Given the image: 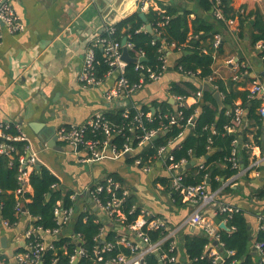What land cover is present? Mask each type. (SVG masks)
I'll return each instance as SVG.
<instances>
[{
    "label": "built area",
    "instance_id": "built-area-1",
    "mask_svg": "<svg viewBox=\"0 0 264 264\" xmlns=\"http://www.w3.org/2000/svg\"><path fill=\"white\" fill-rule=\"evenodd\" d=\"M149 0H142L138 9L146 13L150 6ZM219 0H215L212 7L211 16L217 21L225 23L226 27L232 28L233 33H237L238 28L233 27L235 19H226L219 7ZM160 13L164 11L155 10ZM169 17L162 16V20L158 21L155 28H152L155 39H159L161 29L168 23ZM109 25L106 29V36L96 37L85 49L80 69L78 82L82 88L94 89L99 88L108 81H112L109 88L104 92V99L109 104L117 103L119 100L129 101L132 96L139 92L146 83L157 82L163 76L167 69V57L173 49V45H168L165 39L161 40L159 46L161 66L159 71H153L146 64L139 62L144 58V54L140 53L134 59V70L141 74L138 82L130 84L125 76L126 66L122 61L123 45L121 42L112 38L114 27ZM145 25L142 29L144 30ZM25 25L20 21L14 8L5 0H0V39L3 33L16 35L23 32ZM145 31V30H144ZM126 40V39H125ZM154 41L152 43H154ZM222 45V36L219 33L213 35L212 47L213 60L216 52ZM100 47L107 58L109 70L102 78L96 75V57L95 48ZM132 48V44L127 42L125 49ZM262 42L256 43L254 53L261 63L258 71L250 68L245 62L238 59L230 58L225 64L231 69V81L238 84V91H246L248 100L259 101L257 109L258 114L264 118V78L261 72L264 71L263 58H258V54L262 51ZM132 58V57H131ZM217 79L214 71L205 80L215 92L217 87L211 83ZM214 92V93H215ZM219 93V92H218ZM222 100V95L219 93ZM170 100L179 106L186 103V99L182 96L169 95ZM202 97V91L198 90L193 97L195 102ZM138 111V106L132 105ZM152 110V109H151ZM148 112L138 114L129 124L128 131L134 134L135 130H143V135L136 136L137 146L139 149L134 150L131 141L126 140L120 148L113 143L114 136L122 135L124 127L114 126L109 122L103 114H96L94 117L85 121L80 125L61 126L56 130L55 136L57 142L68 149L69 153L75 158L76 162L82 165L101 162L105 158V153H109L114 158H125L136 156L146 145H148L155 137H158L157 131H145L142 127V118L150 119L152 113ZM246 110L242 107L241 102L237 100L233 107L226 110L225 114L231 116L232 123L225 127L227 134H233L237 130L240 132L247 126L245 122ZM126 116V115H125ZM192 118L187 121V126L191 124ZM170 124H174L176 119L170 117ZM13 127L15 135L6 133ZM212 133L215 131L212 129ZM91 134L92 137L88 135ZM185 132L178 134L174 141H169L168 144L162 145L157 149L153 164H143L139 158L132 163L133 166L140 169L143 173H150L153 165L158 164L165 173V178L168 179V187L172 197L179 198L183 203L191 206V211L182 218L178 223L171 224L170 221L159 215H155L145 207L132 205L127 213L124 212V207L127 200L132 196L131 189L120 183L112 176H107L103 181L97 182L92 187L84 189L80 192H73L70 199L76 202L78 198L87 200L96 214V222L108 225H102L99 228L94 241L98 244L93 248L91 264H189L183 252V235L188 232H201L208 240L205 245V253L201 258L206 257L211 261V264H224L226 258L234 255V251L223 250V242L220 232H232L233 227H228L227 222L235 213L242 212L238 207L229 205L225 202H219L218 196L226 187L236 185L239 178H258L260 177V169L264 165V154L260 149L251 143L241 144L240 135H237L232 142V152L228 159L231 169L236 170V173L227 178L221 183V186L215 191H210L206 175L199 184H185L184 180L188 176V168L186 165L194 162L191 166L203 168L202 162H196L193 154L189 151L191 159L185 157L178 161L174 160L172 151L178 147L180 140L184 137ZM99 136L101 138H99ZM251 138V136H250ZM15 143L23 144L21 152L15 146ZM245 148L248 154V162L246 165L240 161L239 150ZM258 150L257 154L254 151ZM0 155L6 156L10 164L17 157L18 160V187L14 194L17 198L16 208L22 211V199L26 193L28 186V177L35 166L41 165L39 151H37L28 137L21 131V128L15 124L8 122H0ZM53 189L57 184L51 186ZM151 188L155 190H165L159 183H155ZM2 192L0 188V193ZM215 206V209L212 207ZM26 217V227L20 234V238L26 240L25 251L17 254L15 259L16 264H42V256L47 250H55L52 244L62 236V233L67 230V227L74 219L75 210L73 207L63 208L61 205L53 209L54 223L53 228H43L42 226H33L30 223V217L22 212ZM136 214L135 219L126 223L127 215ZM218 221L214 223L213 219ZM223 224L226 230L219 227ZM12 228L6 221H0V236L3 229ZM257 231H264V215L257 217ZM108 232L115 234L113 241H106L105 236ZM73 236V235H72ZM71 237V235H70ZM75 248L69 256V264H79L80 260L87 257V252L83 248V240L79 235H74ZM255 237V238H256ZM216 243V244H214ZM116 247L124 248L128 254L119 252L111 257L104 258L103 254L111 253ZM262 243L254 242V249L259 253L260 259H264V250ZM4 255L0 253V264L7 263ZM14 263V264H15ZM226 264H240V261H230Z\"/></svg>",
    "mask_w": 264,
    "mask_h": 264
},
{
    "label": "trees",
    "instance_id": "trees-1",
    "mask_svg": "<svg viewBox=\"0 0 264 264\" xmlns=\"http://www.w3.org/2000/svg\"><path fill=\"white\" fill-rule=\"evenodd\" d=\"M232 0H219V7L226 19H237L238 31L236 35L244 38L246 28L248 31V44L252 48L258 42H262L263 49L258 54V58L264 59V16L259 8L246 12L245 8L234 11L231 7ZM215 0H197V6L202 12L201 15L195 14L191 19V10H180L175 7L162 8L164 13L149 8L145 14L148 24L152 28L156 27L158 21L162 20V16H168V23L161 29L159 39H155L152 35L146 33L142 27L143 22L137 12L122 18L113 23L114 32L112 38L119 42L126 39L132 44V48L128 50L130 57L135 58L140 53L144 54L146 66L153 71L158 72L161 66L159 61V46L162 39H165L168 45H173L171 55L175 57L174 71L182 78L170 83L168 94L173 96H182L184 99L191 98L198 90L202 91V97L192 105L184 103L179 106L177 103L170 104L167 101H153L150 105L138 106V111L127 104L126 106L111 108L103 113V116L114 126H123V134L114 136L113 143L121 147L126 141H131L134 150L139 149L137 146L136 136L143 135V130L137 129L134 134L128 131L129 124L133 118L142 112L147 114L154 109L150 119L142 118V127L145 131H157L158 137L153 139L148 145L134 157H129L126 162L133 163L137 158L143 164L154 163L157 149L174 141L178 134L185 132L184 137L180 140L178 147L172 151L175 161L180 158H187L190 161L189 151L194 156L196 162L201 161L203 168L199 169L196 165L188 168V176L184 180L185 184H199L206 175L208 188L215 191L221 186V183L236 173L231 169L228 161L232 152V140L240 135L241 144L252 143L257 146L261 153L264 154V118H262L257 109L259 101L248 100L246 91H238V84L228 79L226 81L215 79L212 85L222 95L223 108L219 110L214 98L213 88L205 82L206 78L212 73L213 65V35L219 33V29L224 30L226 25L222 21L212 18V7ZM100 37L106 36L103 31ZM154 41V43H152ZM96 57V75L102 78L109 70L107 58L100 47L95 48ZM264 63V60L262 61ZM135 64L130 63L126 66L125 76L130 84L138 82L141 74L134 70ZM239 100L246 110L245 122L247 126L240 132L237 130L233 134H227L225 127L232 123L231 116L226 115L228 108L233 107L235 102ZM126 115V116H125ZM174 116L176 122L170 124V117ZM192 118L191 124L187 126V121ZM212 129L215 133H212ZM6 133L15 135V130L11 126ZM92 137L91 134L88 135ZM251 136V138H250ZM99 138H101L99 136ZM15 146L21 152L23 144L15 143ZM247 150L243 147L239 150L240 161L246 165L248 162ZM264 172V166L261 167ZM18 160L15 157L10 164L6 156L0 155V221L8 222L12 228H19L22 222L26 221L23 211L17 210V198L14 194L18 187ZM116 180L125 185V182L118 176L112 175ZM247 180L246 178H239ZM159 183L165 187L166 192H170L168 187V179L158 177L154 184ZM28 184L32 188V193H24L22 199V207L30 219L31 225L43 228H53L54 214L53 209L57 206L63 208L73 207L75 210L74 219L62 233V236L53 241L55 250H47L42 256V264H69V256L75 248L74 235H79L83 240V248L87 252V257L80 260L79 264H91L93 248L98 244L94 241L100 226L108 225L96 222V214L92 206L78 198L76 202L70 199L73 193L69 189L64 190L59 180L43 165L38 169L33 168L28 177ZM53 184H57L56 188H52ZM225 190H229L226 187ZM222 190V191H223ZM256 197L259 200L264 199V183L255 190ZM175 198V197H174ZM136 204L135 197L131 196L124 207V212ZM136 214L127 215L126 223L132 222ZM228 227L234 230L230 233L221 231L220 236L223 242V250L234 251V255L226 258L224 264L234 260L240 261V264H264V259L255 260L256 255L250 251L251 230L248 229V221L244 212L240 211L231 216L227 222ZM22 232V231H21ZM20 232V234H21ZM71 235V237H70ZM73 235V236H72ZM115 234L108 232L105 236L106 241H113ZM256 243H262L264 250V231H257ZM183 252L186 261L189 264H211V261L202 257L205 253V245L208 243L207 238L201 232H192L188 230L183 235ZM26 240L20 238L15 244L11 257L3 256L7 263L17 254L25 251ZM119 252L128 254V251L121 247H116L113 252L103 254L104 258L111 257ZM16 264V263H15ZM151 264L154 262L151 260Z\"/></svg>",
    "mask_w": 264,
    "mask_h": 264
},
{
    "label": "crops",
    "instance_id": "crops-1",
    "mask_svg": "<svg viewBox=\"0 0 264 264\" xmlns=\"http://www.w3.org/2000/svg\"><path fill=\"white\" fill-rule=\"evenodd\" d=\"M5 1L14 8L25 29L16 35L4 32L0 39V122L21 128L39 151L41 165L59 180L64 190L80 192L103 181L107 176L118 175L126 181L125 186L131 189L136 205L167 218L171 224L178 223L192 207L165 190L151 188L156 178H165L158 164L153 165L150 173H143L132 163L126 162L129 157L117 159L106 152L101 162L82 165L58 142V148L55 149L48 145L59 127L80 125L111 108L127 104L150 105L153 101L169 102L170 83L182 78L173 69L175 57L171 53L167 57V69L161 79L146 83L127 102L119 100L109 104L105 101L104 92L110 87L111 80L94 89L82 88L78 82L86 47L109 25L137 12L142 0H114L113 4L106 0ZM149 2L151 7L159 11L167 7L191 10V19L195 14L203 15L197 0ZM231 7L236 12L242 8L246 12L259 8L264 16V0H232ZM233 27H238L237 19ZM248 31L246 28L244 38L241 39L233 33L232 28L219 29L222 45L212 65L217 79H230L231 69L225 64L230 58L243 61L256 71L261 67L254 48L248 44ZM194 103L192 98L186 100L188 106ZM257 153L258 150H255L254 154ZM68 171L73 173L72 180L66 176ZM260 173L258 178L239 179L236 185L229 186V190L221 191L217 198L219 202L236 206L244 212L252 237L256 235L257 217L264 215V199L259 200L255 194V190L264 183V172ZM74 180L78 182L73 183ZM26 193H32L29 184ZM213 221L216 223L218 220L214 218ZM26 225L24 221L19 228L2 230V255L12 256L14 246L20 240V232ZM254 240H251L250 251L258 261L260 255L254 249Z\"/></svg>",
    "mask_w": 264,
    "mask_h": 264
},
{
    "label": "water",
    "instance_id": "water-1",
    "mask_svg": "<svg viewBox=\"0 0 264 264\" xmlns=\"http://www.w3.org/2000/svg\"><path fill=\"white\" fill-rule=\"evenodd\" d=\"M96 2L98 0H95ZM109 4H113L114 0H106ZM137 13L139 14V17L141 18L143 24L145 25L144 27V30L146 33L150 34V35H153V31H152V27L150 24H148L147 20H146V17H145V14L143 12H141L139 9L137 10ZM155 38V36H153ZM122 45H123V50H122V56H121V59L122 61H124L125 63L127 64H130V63H134L136 60L134 58H131L127 52V50L125 49V44H126V40L123 39L122 40ZM139 62L141 63H145L146 62V59L145 58H141L139 60ZM261 76L264 78V71L261 72ZM214 98L216 100V103H217V106L219 108V110H221L223 108V103H222V100L220 98V95L218 92H215L214 93ZM169 103L170 104H173L174 102L172 100H169ZM153 111V109H152ZM157 137H155L154 139H156ZM263 139H264V135H263ZM49 148H52V149H55V148H58L57 146V139H56V136L53 137V139L49 142ZM60 149V148H59ZM126 158L129 157V155L127 154L125 156ZM194 162H191L190 164L186 165V168H189L191 165H193ZM40 167V165H36L35 166V169H38ZM22 211L24 212L25 211V208H22ZM220 228L226 230V227L223 225V224H220L219 225ZM248 229H250V227L248 226ZM256 235H254L253 237L251 236L250 237V240H252L253 238H255ZM216 244V243H214ZM11 263H15V259H11Z\"/></svg>",
    "mask_w": 264,
    "mask_h": 264
},
{
    "label": "rangeland",
    "instance_id": "rangeland-1",
    "mask_svg": "<svg viewBox=\"0 0 264 264\" xmlns=\"http://www.w3.org/2000/svg\"><path fill=\"white\" fill-rule=\"evenodd\" d=\"M128 168H130V167H128ZM86 169H88V168H86ZM131 169V168H130ZM81 173L84 175V173H83V171L81 170ZM67 178L69 179V180H72L73 179V173H71V172H67ZM76 182H78L77 180H74L73 181V183H76ZM125 183H126V181H125ZM127 184V183H126Z\"/></svg>",
    "mask_w": 264,
    "mask_h": 264
}]
</instances>
